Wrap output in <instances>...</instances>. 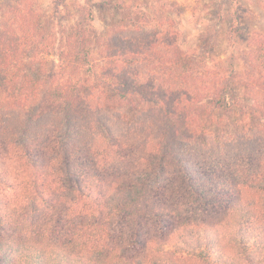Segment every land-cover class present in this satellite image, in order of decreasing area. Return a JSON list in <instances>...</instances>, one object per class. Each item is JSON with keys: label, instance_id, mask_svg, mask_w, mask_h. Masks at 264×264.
<instances>
[{"label": "trees", "instance_id": "trees-1", "mask_svg": "<svg viewBox=\"0 0 264 264\" xmlns=\"http://www.w3.org/2000/svg\"><path fill=\"white\" fill-rule=\"evenodd\" d=\"M9 1L0 264H264V32L201 62L154 7Z\"/></svg>", "mask_w": 264, "mask_h": 264}, {"label": "rangeland", "instance_id": "rangeland-1", "mask_svg": "<svg viewBox=\"0 0 264 264\" xmlns=\"http://www.w3.org/2000/svg\"><path fill=\"white\" fill-rule=\"evenodd\" d=\"M61 1V0H56ZM69 6L75 1L85 4L86 0H64ZM91 5L98 4L99 0H89ZM126 6L138 5L146 10L152 7L159 11L156 16H141L143 20L157 17L171 18L178 24L180 47L190 59L199 55L202 62V49H207L218 55L227 56L233 49L242 48L246 32L262 30L264 32V0H121ZM42 10L52 13L54 0H38ZM12 3L1 0L0 4ZM163 3L171 7H163ZM98 6V5H97ZM86 8V6H85ZM94 17L93 25L101 30L102 23L96 8H90ZM237 10V11H236ZM240 16L239 22L234 15ZM116 19L120 15L114 12ZM234 36L239 39L234 47L228 40ZM207 45L204 46L203 42ZM220 58H223L222 56Z\"/></svg>", "mask_w": 264, "mask_h": 264}]
</instances>
